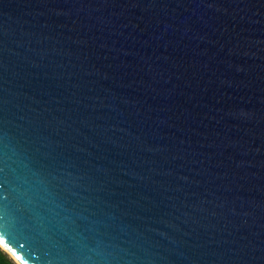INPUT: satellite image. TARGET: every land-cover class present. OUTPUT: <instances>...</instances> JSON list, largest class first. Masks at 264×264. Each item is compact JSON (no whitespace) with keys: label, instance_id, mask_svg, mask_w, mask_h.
<instances>
[{"label":"water","instance_id":"1","mask_svg":"<svg viewBox=\"0 0 264 264\" xmlns=\"http://www.w3.org/2000/svg\"><path fill=\"white\" fill-rule=\"evenodd\" d=\"M0 248L264 264V0H0Z\"/></svg>","mask_w":264,"mask_h":264},{"label":"trees","instance_id":"2","mask_svg":"<svg viewBox=\"0 0 264 264\" xmlns=\"http://www.w3.org/2000/svg\"><path fill=\"white\" fill-rule=\"evenodd\" d=\"M0 264H16L13 259L0 248Z\"/></svg>","mask_w":264,"mask_h":264},{"label":"snow or ice","instance_id":"3","mask_svg":"<svg viewBox=\"0 0 264 264\" xmlns=\"http://www.w3.org/2000/svg\"><path fill=\"white\" fill-rule=\"evenodd\" d=\"M9 243H11V240L9 239Z\"/></svg>","mask_w":264,"mask_h":264}]
</instances>
